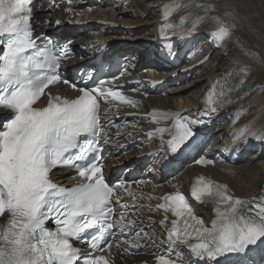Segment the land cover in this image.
Listing matches in <instances>:
<instances>
[{"label": "snow or ice", "instance_id": "obj_1", "mask_svg": "<svg viewBox=\"0 0 264 264\" xmlns=\"http://www.w3.org/2000/svg\"><path fill=\"white\" fill-rule=\"evenodd\" d=\"M31 3L0 0V106L12 110L0 124V216L7 214V227L0 231V264H110L103 252L114 242L142 247L125 237L137 221L127 219L123 210L116 212L119 198L98 164L81 163L77 170L84 182L71 188L55 184L50 173L58 166L76 167L73 161H83L84 153L91 151L89 137L103 131L98 97L127 98L97 82L95 87H81L74 99L56 97L45 107L34 106L59 79L56 70L65 53L51 45L39 49L34 43ZM168 7L164 6L165 20ZM231 27L222 24L210 35L226 43L233 35ZM152 119L173 121L170 129H158L172 133L168 144L173 153L195 135L192 120L179 112L153 111ZM191 196L198 202H214L216 219L207 227L182 192L165 195L157 208L165 212L159 223L167 231L169 247L187 245L196 258L218 261L224 255L246 256L264 245V193L244 200L230 194L227 185L201 176ZM169 214L175 218L169 219ZM94 229L98 234L89 235ZM81 243L88 247H80ZM156 264L179 262L158 255Z\"/></svg>", "mask_w": 264, "mask_h": 264}, {"label": "bare ground", "instance_id": "obj_2", "mask_svg": "<svg viewBox=\"0 0 264 264\" xmlns=\"http://www.w3.org/2000/svg\"><path fill=\"white\" fill-rule=\"evenodd\" d=\"M159 1L160 0H134L132 9L137 14L138 19L142 13L154 12V16H159ZM201 4H206L208 8L205 15L208 20L217 19L228 26H232V32L236 38L235 46H230L225 51H219L214 56L194 71L187 72L177 78L166 79L165 82L173 83L176 80H189L190 82L182 87L173 86L169 91L161 95H155L148 101L150 104L161 105L164 107L175 106L177 101L183 102L184 107H190L200 104V100L204 98L205 90L208 88L210 79L215 78L222 72L235 73L238 79L236 81L237 89L234 93V109L239 111L240 119L250 109L253 110V115L250 117L248 113L247 121L240 126L246 127V132H255L262 134L263 142L260 145L262 154L258 157H264V0H198ZM152 2V3H151ZM104 10L105 7L103 6ZM39 15V13H36ZM105 11L101 15L107 19ZM109 19V18H108ZM183 36L180 38V43L174 53L182 51L183 48H192L195 44L201 43L195 51L193 59L198 58V55L203 51L207 52L212 48L210 43V30L206 26L196 29L195 32L190 26H184L181 29ZM130 34V32H125ZM110 37V35H108ZM129 39V37H123ZM93 39L92 36H86L85 39ZM137 40V39H132ZM145 45V43H141ZM118 51L131 52V47H122L118 44L110 45ZM77 47V46H76ZM200 58V57H199ZM218 62H221L220 64ZM215 64V65H214ZM220 65V70L212 71L210 66ZM155 69L161 70L160 78H166L176 71H167L160 65H155ZM167 71V72H164ZM208 72V73H206ZM193 76V77H192ZM192 77V79L190 78ZM185 85V86H184ZM201 88V89H200ZM195 95L187 96L190 91L198 90ZM184 99V100H183ZM246 108V109H245ZM241 120H237L234 128L238 126ZM214 142L213 151L221 158L227 159L232 155V147L228 143H220L217 146ZM145 151V150H144ZM238 165L220 164L215 168L199 169L197 167L185 170L179 180L192 178L197 171H205L213 177L227 182L236 195L241 197H251L259 194L264 183V170L261 164H257L252 160H244L243 154L239 153L235 158ZM111 165V163H110Z\"/></svg>", "mask_w": 264, "mask_h": 264}, {"label": "rangeland", "instance_id": "obj_3", "mask_svg": "<svg viewBox=\"0 0 264 264\" xmlns=\"http://www.w3.org/2000/svg\"><path fill=\"white\" fill-rule=\"evenodd\" d=\"M218 63L220 64L221 62H218ZM219 64H218V65H219ZM214 65H215V64H214ZM216 66H217V65H216ZM211 68H213V69H211ZM214 68H215V67H214L213 65L210 66V69H211L212 71L214 70ZM216 68H217V69L219 68V69L217 70V72H219V70H220L221 67H220V65H219V66L216 67ZM216 68H215V69H216ZM206 73H208V72H206ZM191 79H192V78H191ZM189 80H190V79H189ZM189 80H188V83L191 81V80H190V81H189ZM185 83H186V82H185ZM188 83H186V85H187ZM184 86H185V85H184ZM200 89H201V88H200ZM200 89H198V90H194V91H190V92L187 94V96L195 95V93H196V92H199ZM183 100H184V99H183ZM245 109H246V108H245ZM248 113L250 114V117H249V118H251V116L254 114V113H253V110L250 109L247 113H245V114L243 115V117H242L241 121L239 122L238 126H241L242 124H244V123L247 121L248 118L246 117V115H247ZM257 155H258V154H257ZM256 163H257V164H258V163L261 164V166L263 167V170H264V161H263V162H262V161H261V162H256Z\"/></svg>", "mask_w": 264, "mask_h": 264}]
</instances>
